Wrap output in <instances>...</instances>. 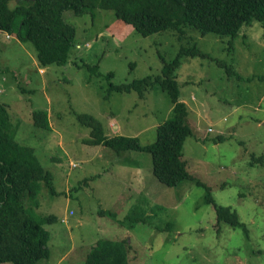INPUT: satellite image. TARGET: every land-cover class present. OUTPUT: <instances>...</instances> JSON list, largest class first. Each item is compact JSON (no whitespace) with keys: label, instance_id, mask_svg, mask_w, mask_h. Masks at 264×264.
Segmentation results:
<instances>
[{"label":"rangeland","instance_id":"rangeland-1","mask_svg":"<svg viewBox=\"0 0 264 264\" xmlns=\"http://www.w3.org/2000/svg\"><path fill=\"white\" fill-rule=\"evenodd\" d=\"M64 18L76 31L64 65L40 66L30 41L0 32V103L15 139L32 147L53 176L54 194L44 185L36 192L33 215L56 220L43 225L49 255L35 264H84L99 239L126 240L129 264H264V162L253 160L264 155V26L243 25L234 38L190 28L144 36L112 11ZM193 44L209 57L182 56L175 70L192 130L181 159L215 204L236 211L247 235L216 225L206 191L194 180L165 187L148 151L88 144L91 129L76 118L86 113L106 135L152 143L171 114L168 94L155 85L143 97L137 91L107 96V83L159 75L163 58ZM37 111L47 113L50 130L33 126ZM143 170L145 177L138 175Z\"/></svg>","mask_w":264,"mask_h":264},{"label":"trees","instance_id":"trees-1","mask_svg":"<svg viewBox=\"0 0 264 264\" xmlns=\"http://www.w3.org/2000/svg\"><path fill=\"white\" fill-rule=\"evenodd\" d=\"M96 10L112 11L114 17L144 36L166 29L183 35L184 28H190L234 38L243 25L259 22L264 26V0H0V32L14 35L22 42L30 41L40 66L64 65L75 47L76 34L64 13L70 12L75 17L94 16ZM182 56L209 57L196 44L183 45L169 61L163 58L161 74L120 84L107 83V96L112 91H137L143 97L155 85L168 94L171 114L157 126L152 143L142 145L134 136L106 135L99 121L86 113L76 114V118L91 129V137L86 139L88 144H103L119 153L127 149L148 151L152 156L153 174L165 187L174 188L185 180H194L206 191L204 202L213 206L216 225L238 227L247 235V227L239 221L236 211L215 204L209 188L194 179L181 159L183 143L192 135L185 122L187 108L179 99L175 77ZM106 76L111 77L112 72ZM32 118L34 127L50 130L45 111L33 112ZM253 160L264 162V155ZM52 177L38 162L33 148L15 139L8 109L0 103V262L35 264L48 257L49 232L43 225L52 224L56 219L53 215L34 216L33 210L38 208L36 192L40 186L44 185L50 194L55 193ZM110 215L116 219L113 213ZM170 227L171 223H167L166 228ZM126 243L124 239H99L84 264H129Z\"/></svg>","mask_w":264,"mask_h":264},{"label":"crops","instance_id":"crops-1","mask_svg":"<svg viewBox=\"0 0 264 264\" xmlns=\"http://www.w3.org/2000/svg\"><path fill=\"white\" fill-rule=\"evenodd\" d=\"M138 175H140V176H142V177H145L144 170H143L142 172H139ZM139 178H140V177H139ZM140 180H141V182H143V184H144L145 181H144L143 179H141V178H140ZM131 193L134 194V193H136V191L132 190ZM137 195L141 196V194H137Z\"/></svg>","mask_w":264,"mask_h":264},{"label":"built area","instance_id":"built-area-1","mask_svg":"<svg viewBox=\"0 0 264 264\" xmlns=\"http://www.w3.org/2000/svg\"><path fill=\"white\" fill-rule=\"evenodd\" d=\"M208 130H211V128H209Z\"/></svg>","mask_w":264,"mask_h":264}]
</instances>
